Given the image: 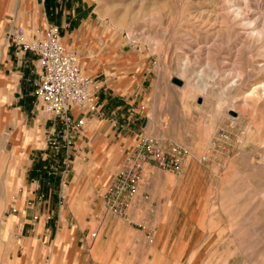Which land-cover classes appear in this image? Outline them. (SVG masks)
Returning <instances> with one entry per match:
<instances>
[{
	"label": "rangeland",
	"instance_id": "374dc122",
	"mask_svg": "<svg viewBox=\"0 0 264 264\" xmlns=\"http://www.w3.org/2000/svg\"><path fill=\"white\" fill-rule=\"evenodd\" d=\"M44 3L47 19L42 24L28 25L15 16L27 33L52 24L80 60L83 52L85 58L97 60L102 55L111 61L125 56L121 67L111 62L112 71L118 75L124 68L125 74L141 80V90L134 93L132 102L138 109L137 132L153 136L163 147L177 144L185 149L178 169L158 166V229L162 223L159 200L191 199L189 208H193L194 234L186 248L181 241L178 249L161 246V239L153 240L151 229L143 231L140 222L133 225L124 245L105 253L102 230L98 234L96 230L95 239L89 236L100 226L93 218L86 219L93 210L87 207L84 214L78 213L69 201V149L82 128L71 133L69 147L63 136L56 135L57 148L46 139L49 128L44 134L52 160L49 168L61 170L55 190L58 201L51 206L61 208L59 229L75 231L78 222L85 228L83 239L92 243L93 257L98 261L108 257L111 264H264V41L249 35L264 28V0ZM29 10L27 6L21 11ZM72 17L76 20L67 29L59 26L60 19ZM174 76L181 82L174 81ZM9 133L13 138L12 131H6L2 139ZM9 152L7 142L1 161V201L9 178L24 185L19 179L23 176L13 171L22 170L26 154L17 152L23 157L16 163ZM17 193L18 189L14 195L10 191V200L0 207V264L60 263L62 255L56 246L66 243L64 236L19 235L21 224L12 215L19 207ZM147 210L148 215L150 207Z\"/></svg>",
	"mask_w": 264,
	"mask_h": 264
},
{
	"label": "crops",
	"instance_id": "0c3cea01",
	"mask_svg": "<svg viewBox=\"0 0 264 264\" xmlns=\"http://www.w3.org/2000/svg\"><path fill=\"white\" fill-rule=\"evenodd\" d=\"M27 6L29 12L23 13L21 10ZM17 15L20 21L28 25L35 22L42 24L47 19L44 0H29V4L25 0H0V173L5 143L10 142L9 154L16 159V163L22 160L23 156L17 153L21 150L27 159L22 170L18 168L13 171V175L18 172L17 176H23L19 179L22 183L24 181V185H18L15 179L9 178L5 197L2 201L0 197V207L3 203H8L9 198L18 189L19 207L12 215L21 224L19 235H53V239L64 236L66 243L62 241L60 246H56L62 255V261L58 264H111L108 257L104 261L93 257L92 243L83 239L85 228H81L78 222L75 231L70 228L65 231L59 229V224H62L61 208H51L56 207L58 201L55 190L59 189L61 170L49 168L52 160L44 134L51 127L52 120L40 110L35 100L33 88L37 79L36 56L29 50L18 52L13 45H8L4 38V31L10 25H20L15 17ZM74 20L76 19L73 17L65 18L64 22L60 19L58 23L67 29L66 26ZM79 52L82 53V50ZM84 55L83 52L81 60L79 59L83 70L93 73L101 82L100 106L99 111L87 116L85 125L81 132L75 135L74 143L69 149L72 154L69 155L72 157L69 158L71 168L68 172L69 201L73 204V209L83 214L87 207L93 210L90 215H86V219L89 221L93 218L99 222V230L94 229L97 234L102 230L101 241L105 253H111L124 245L130 237L129 231L133 225L140 222L143 223V231L145 228L151 229L153 240L161 239V246L178 249L181 241L186 248L194 234L190 219L193 208H189L191 199L165 197L159 200L162 223L158 229V167L151 163H147L143 169L138 190L131 197L126 214L105 211L103 192L101 197L100 193L116 173V167L138 133V128L135 127L138 109L132 102L135 99L134 93L141 90V80H136L132 73L125 74L124 68L120 69L121 75L114 74L111 62L117 63L114 64L115 68L123 66L126 59L123 55L113 61L106 59V55L98 57V60L89 56L85 58ZM143 124L144 121L141 122L142 126ZM141 125V130L145 129ZM6 131H12L13 138L9 133L2 139ZM148 207L151 211L147 215ZM35 215L37 216L34 217ZM152 244L158 245L156 242Z\"/></svg>",
	"mask_w": 264,
	"mask_h": 264
},
{
	"label": "built area",
	"instance_id": "2783aa9c",
	"mask_svg": "<svg viewBox=\"0 0 264 264\" xmlns=\"http://www.w3.org/2000/svg\"><path fill=\"white\" fill-rule=\"evenodd\" d=\"M8 45L18 52L29 50L36 56L37 79L34 96L40 110L52 120L46 139L57 148V136L66 147L72 144V132L83 127L90 113L99 111L100 80L86 73L74 48L60 40L57 27L47 24L27 33L23 25H10L4 31ZM57 135V136H56ZM185 149L180 145L163 147L153 136L140 132L122 159L120 167L103 190L104 209L125 215L136 193L147 163L164 169H178ZM91 238L96 230L90 232Z\"/></svg>",
	"mask_w": 264,
	"mask_h": 264
},
{
	"label": "clouds",
	"instance_id": "9594fccd",
	"mask_svg": "<svg viewBox=\"0 0 264 264\" xmlns=\"http://www.w3.org/2000/svg\"><path fill=\"white\" fill-rule=\"evenodd\" d=\"M236 15H240V11L236 10ZM252 25H250L251 27ZM250 37L257 40V41H264V28L261 29H254L249 33Z\"/></svg>",
	"mask_w": 264,
	"mask_h": 264
},
{
	"label": "water",
	"instance_id": "95a60500",
	"mask_svg": "<svg viewBox=\"0 0 264 264\" xmlns=\"http://www.w3.org/2000/svg\"><path fill=\"white\" fill-rule=\"evenodd\" d=\"M173 79H174V81H176V82H181V80L178 79V77H176V76H174Z\"/></svg>",
	"mask_w": 264,
	"mask_h": 264
}]
</instances>
